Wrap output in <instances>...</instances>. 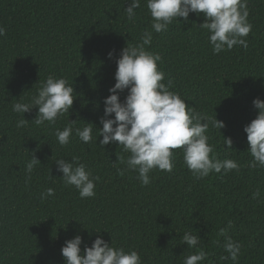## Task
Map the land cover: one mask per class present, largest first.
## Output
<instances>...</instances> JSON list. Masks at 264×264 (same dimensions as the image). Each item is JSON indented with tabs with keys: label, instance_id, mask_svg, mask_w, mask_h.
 <instances>
[{
	"label": "trees",
	"instance_id": "16d2710c",
	"mask_svg": "<svg viewBox=\"0 0 264 264\" xmlns=\"http://www.w3.org/2000/svg\"><path fill=\"white\" fill-rule=\"evenodd\" d=\"M130 2L0 0V26L6 29L0 37V264H64L61 247L77 234L89 247L99 235L115 248L135 250L142 264H183L200 250L208 256L199 264H264V168L249 166L253 157L243 131L258 114L252 101H264V0H247L252 28L246 49L236 45L214 55L207 30L199 28L203 14L189 13L187 21L178 17L166 32L153 31L145 50L162 57L161 82L171 79L169 90L208 117L210 156L236 161L239 171L194 180L177 149L173 171L153 169L146 186L120 162L130 154L118 144L102 149L95 128L91 143L75 135L87 123L102 127L116 59L126 45L140 43L145 30L152 31L147 0H140L132 19L125 11ZM49 75L72 84L69 113L55 124L37 126L31 122L38 113L34 106L23 114L29 123L17 127L22 116L12 105L28 103ZM126 95L127 90L119 93L121 102ZM214 117L225 124L221 134L212 126ZM69 121L73 134L60 146L55 132ZM224 138L232 140V149H226ZM32 155L40 164L29 178ZM72 157L100 177L94 197L82 199L65 186L54 161ZM47 188L55 194L42 200ZM229 220L233 226L221 236ZM186 231L201 238L198 245L182 242ZM226 237L240 244L236 262L221 259L228 255Z\"/></svg>",
	"mask_w": 264,
	"mask_h": 264
},
{
	"label": "clouds",
	"instance_id": "9594fccd",
	"mask_svg": "<svg viewBox=\"0 0 264 264\" xmlns=\"http://www.w3.org/2000/svg\"><path fill=\"white\" fill-rule=\"evenodd\" d=\"M139 7L140 0H131L125 8L129 19L134 17V10ZM146 7L151 17L152 31L145 30L141 35V42L126 45L116 59L115 84L109 89L110 95L103 101V116L99 120L102 127L96 128L92 123H87L82 129L76 128L75 135L81 142L91 143L94 140L92 133L95 128L98 130V136L102 137L99 140L102 149L109 144H118L123 152L130 154L127 160L120 157V162L137 172V179L145 186L150 183L149 173L153 169L173 171L174 150L177 149L182 150L184 165L194 180H201L212 172L223 171L227 174L231 170L239 171L236 161H221L210 156L213 147L208 144L209 138L206 135L208 117L195 112L178 93L169 90L172 86L171 79L167 84L161 82L165 79V74L158 70L157 62L161 61L162 57L158 53L146 51L145 46L151 45L153 31L166 32L174 20L178 22V17L187 21L189 13H194L203 14L205 18L199 28L207 30L208 43L212 46L214 55L231 50L236 45L246 49L248 43L245 37L252 28L247 21V0H147ZM5 33V27L0 26V37ZM112 55L113 53L109 52V58H112ZM125 90L127 95L121 102L119 93ZM73 93V86L67 79L49 75L28 103L17 102L12 105V110L22 116L17 121V127L29 123L23 118V114L34 106L38 113L31 122L37 126L44 125L45 122L55 124L58 117L69 113L74 100ZM252 103L258 114L243 128L248 151L253 157L249 166L264 168V101L255 98ZM73 122L69 121L62 131L56 130L55 136L60 146L70 142ZM211 123L219 132L225 127V124L215 117ZM224 142L226 149H232L230 138H224ZM54 163L57 171L62 173L61 178L65 186L74 187L80 198H92L96 195V182L100 177L86 170L85 164L80 162L78 157H72L71 160L58 158ZM38 164L40 161L32 155L26 164L29 178ZM54 194L53 188H47L40 198L44 200ZM253 195L259 196V191ZM232 226V221L229 220L227 226L220 229V235L225 236ZM200 239L197 234L186 231L182 242L193 248L198 245ZM223 246L228 255L222 256L221 259L236 262L240 244L231 237H226ZM60 251L64 264H142L137 251L125 252L123 248H115L99 235L89 247L77 234L66 240ZM207 256L208 253L200 250L185 257L183 264H199L206 260Z\"/></svg>",
	"mask_w": 264,
	"mask_h": 264
}]
</instances>
